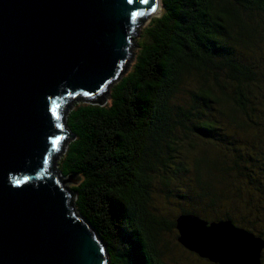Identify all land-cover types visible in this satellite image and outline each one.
<instances>
[{"label":"trees","instance_id":"16d2710c","mask_svg":"<svg viewBox=\"0 0 264 264\" xmlns=\"http://www.w3.org/2000/svg\"><path fill=\"white\" fill-rule=\"evenodd\" d=\"M161 3L106 103L66 109L74 138L56 168L77 178L76 211L110 264H169L160 225L177 221L149 207L153 174L167 169L166 182L183 177L186 201L204 202L182 216L231 220L264 239V0ZM192 171L196 186L184 184Z\"/></svg>","mask_w":264,"mask_h":264},{"label":"water","instance_id":"95a60500","mask_svg":"<svg viewBox=\"0 0 264 264\" xmlns=\"http://www.w3.org/2000/svg\"><path fill=\"white\" fill-rule=\"evenodd\" d=\"M160 2L0 0V264H110L76 211L77 178L56 168L74 138L66 109L106 103ZM177 229L213 263L262 264L264 239L231 220L187 215Z\"/></svg>","mask_w":264,"mask_h":264},{"label":"rangeland","instance_id":"374dc122","mask_svg":"<svg viewBox=\"0 0 264 264\" xmlns=\"http://www.w3.org/2000/svg\"><path fill=\"white\" fill-rule=\"evenodd\" d=\"M142 28L140 29V32ZM137 39L135 40L136 44ZM134 52H136V49L134 50ZM258 57L263 59V57H261L260 55ZM192 87L195 86L191 85L190 88ZM202 147H205V145ZM161 153L163 156H167V149L164 145L163 151ZM173 161H175V158L173 159ZM167 172L168 169L167 171H160V174L154 173L156 174L155 176L153 174V182L151 185L149 202L151 211L158 215L160 218H164L165 220L170 222H176L178 218L183 215L184 209H199L200 211L203 210L204 202L191 204L192 200L186 201L183 197L185 196V191L182 189L183 177H181L180 175L172 176L171 180L166 182L165 173ZM195 181L196 176L193 171L184 178V184H195L196 186ZM71 185L72 184H70V186ZM196 191L199 192L198 187L196 188ZM160 228V244L164 252L163 257L165 258V261H168L169 264H210V262L207 261V258L199 256L197 253L192 252L191 250L183 246V244H181V242L179 241L181 235L179 230L177 229V224L176 227L170 229V231L168 230V226H166V224H161ZM192 253H195L197 255Z\"/></svg>","mask_w":264,"mask_h":264},{"label":"bare ground","instance_id":"6f19581e","mask_svg":"<svg viewBox=\"0 0 264 264\" xmlns=\"http://www.w3.org/2000/svg\"><path fill=\"white\" fill-rule=\"evenodd\" d=\"M162 2V0H161ZM160 2V5H159V8H158V11H157V14L159 13V11L161 10V7H162V3Z\"/></svg>","mask_w":264,"mask_h":264}]
</instances>
